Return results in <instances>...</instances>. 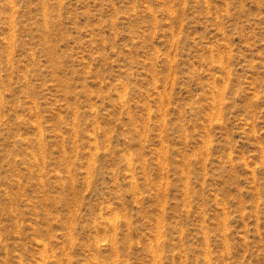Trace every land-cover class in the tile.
<instances>
[{
    "label": "rangeland",
    "instance_id": "374dc122",
    "mask_svg": "<svg viewBox=\"0 0 264 264\" xmlns=\"http://www.w3.org/2000/svg\"><path fill=\"white\" fill-rule=\"evenodd\" d=\"M0 264H264V0H0Z\"/></svg>",
    "mask_w": 264,
    "mask_h": 264
}]
</instances>
